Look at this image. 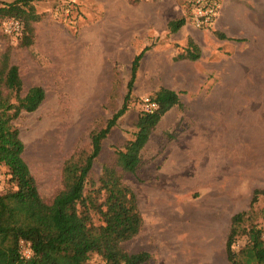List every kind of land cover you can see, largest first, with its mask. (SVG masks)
Listing matches in <instances>:
<instances>
[{
  "label": "rangeland",
  "instance_id": "1",
  "mask_svg": "<svg viewBox=\"0 0 264 264\" xmlns=\"http://www.w3.org/2000/svg\"><path fill=\"white\" fill-rule=\"evenodd\" d=\"M243 1L264 23V0ZM31 3L40 16L32 43L22 44L21 21L0 18V57L9 53L18 66L23 95L34 85L45 90L40 106L15 121L43 199L51 202L64 188L66 162L88 153L91 132L121 108L132 61L144 51L129 109L104 140L86 191L98 187L104 165L122 173L143 216L140 232L122 246L148 252L143 264H234L226 252L232 216L249 210L254 191L264 189V55L234 52L213 28L191 21L173 31L170 22L185 16L189 0ZM190 44L201 56L180 58L195 51ZM161 87L177 91L180 103L153 129L137 172L123 171L116 151L135 137L140 114L158 108L153 98ZM263 208L260 194L251 219L264 233Z\"/></svg>",
  "mask_w": 264,
  "mask_h": 264
},
{
  "label": "trees",
  "instance_id": "2",
  "mask_svg": "<svg viewBox=\"0 0 264 264\" xmlns=\"http://www.w3.org/2000/svg\"><path fill=\"white\" fill-rule=\"evenodd\" d=\"M39 17L31 0H16L0 6V18H14L23 23V45L32 43V22ZM187 22L185 14L171 21L169 27L176 31ZM194 49L180 58L198 59L201 53L197 46H193ZM143 53L137 54L132 61L121 108L105 127L91 132L88 153L66 162L64 188L51 202H46L39 192L37 181L23 157L25 145L15 124L23 112H33L40 106L45 90L34 85L23 95L18 66L10 62L9 53L0 57V170L7 187L0 193V264H94V256L99 258L100 264H143L150 259L146 251L131 253L122 246L143 226L136 192L124 181L122 173L114 166L104 165L98 187L86 191L104 140L129 109ZM153 100L158 108L140 114L135 137L116 151V166L123 171L137 172L142 150L153 129L168 110L180 103L179 93L167 87H161ZM260 194L264 195V189L254 191L249 210L232 216L226 252L228 260L234 264H264L263 229L251 219ZM262 212L264 214V208ZM242 236L247 238L246 243L235 251L233 247ZM21 241L30 243V257L23 254Z\"/></svg>",
  "mask_w": 264,
  "mask_h": 264
},
{
  "label": "crops",
  "instance_id": "3",
  "mask_svg": "<svg viewBox=\"0 0 264 264\" xmlns=\"http://www.w3.org/2000/svg\"><path fill=\"white\" fill-rule=\"evenodd\" d=\"M226 2L224 7L222 5L220 16L212 30L225 36L217 38V41L234 52L243 48L252 51L257 49L259 54L264 55V23L260 21V14L252 12L243 0ZM187 24L188 22L182 28L186 29L189 26Z\"/></svg>",
  "mask_w": 264,
  "mask_h": 264
},
{
  "label": "built area",
  "instance_id": "4",
  "mask_svg": "<svg viewBox=\"0 0 264 264\" xmlns=\"http://www.w3.org/2000/svg\"><path fill=\"white\" fill-rule=\"evenodd\" d=\"M222 9V0H189L188 21L198 29L209 30L214 28ZM17 25L20 23L14 20ZM6 182L3 172L0 170V193L5 191ZM30 243L21 241V248ZM23 251V249H22ZM24 255L31 256L30 247L25 249Z\"/></svg>",
  "mask_w": 264,
  "mask_h": 264
},
{
  "label": "bare ground",
  "instance_id": "5",
  "mask_svg": "<svg viewBox=\"0 0 264 264\" xmlns=\"http://www.w3.org/2000/svg\"><path fill=\"white\" fill-rule=\"evenodd\" d=\"M174 170V168L173 169H171V172Z\"/></svg>",
  "mask_w": 264,
  "mask_h": 264
}]
</instances>
